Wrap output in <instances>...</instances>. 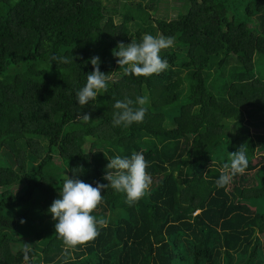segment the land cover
Here are the masks:
<instances>
[{
  "label": "trees",
  "instance_id": "trees-1",
  "mask_svg": "<svg viewBox=\"0 0 264 264\" xmlns=\"http://www.w3.org/2000/svg\"><path fill=\"white\" fill-rule=\"evenodd\" d=\"M174 1L176 17L126 0L118 23L112 0H0V264H264V0ZM145 33L173 38L169 68L125 74L113 51ZM93 57L108 90L81 107ZM138 96L144 121L114 127L113 105ZM241 146L248 168L217 188ZM133 152L146 195L102 190L106 225L68 248L48 212L65 179L107 183L109 158Z\"/></svg>",
  "mask_w": 264,
  "mask_h": 264
},
{
  "label": "clouds",
  "instance_id": "clouds-1",
  "mask_svg": "<svg viewBox=\"0 0 264 264\" xmlns=\"http://www.w3.org/2000/svg\"><path fill=\"white\" fill-rule=\"evenodd\" d=\"M172 37L152 35L145 33L142 40L137 43L133 39L131 43H121L113 51L118 57L117 63L125 67V74L137 77H151L160 74L169 68L167 59L162 58L161 52L172 47ZM126 45V46H125ZM67 62L66 58H63ZM53 60L58 61L54 55ZM94 70L87 74L85 85L76 92V101L79 106L85 107L97 99L100 94L108 90L109 78L100 70L98 57L91 58ZM133 104L136 106L134 107ZM146 99L138 96L133 102L126 99L117 101L113 107L117 110L113 114L114 127H130L132 124L142 123L145 119L147 108L144 107ZM82 122L87 124L91 117L89 114L79 115ZM249 166V160L243 146L232 152L230 163H225L221 174L216 179L217 188H226L231 178L244 174ZM149 161L142 152H133L130 156L116 155L109 158L103 180L107 183L96 182L95 186L86 183L75 175L65 179L59 198L55 199L48 212L55 223V233L62 238L68 248L86 245L98 235V226H105L106 222L97 219L92 213L103 202L102 190L111 188L116 193L125 195L129 205L137 203L150 189L153 181L148 168ZM79 169V171H77ZM75 172L82 168L73 169ZM28 258L25 253V259Z\"/></svg>",
  "mask_w": 264,
  "mask_h": 264
},
{
  "label": "rangeland",
  "instance_id": "rangeland-1",
  "mask_svg": "<svg viewBox=\"0 0 264 264\" xmlns=\"http://www.w3.org/2000/svg\"><path fill=\"white\" fill-rule=\"evenodd\" d=\"M126 0H112V2H110V6L108 9V14H113L115 21L116 22H120L121 21V16L119 14V10L120 8L123 7V3ZM139 2H142L143 6H147L149 4L154 5V8L158 7V13L160 14H165L166 12H168V14H170V16H174L176 14V10L174 9V7L176 6L175 3L177 4V2H175L174 0H139ZM179 5V4H178ZM118 9V10H117ZM117 10V11H116ZM156 12H153V14ZM178 15V13H177ZM137 22H135L137 25H141L144 28L151 26V24H155L152 21H148L147 23H144V16H137ZM176 17V15L174 16ZM172 17V18H174ZM262 67V68H261ZM259 70L264 71V64H262L261 66H259Z\"/></svg>",
  "mask_w": 264,
  "mask_h": 264
}]
</instances>
